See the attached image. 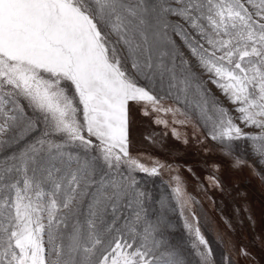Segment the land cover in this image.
Masks as SVG:
<instances>
[{
	"label": "snow or ice",
	"instance_id": "1",
	"mask_svg": "<svg viewBox=\"0 0 264 264\" xmlns=\"http://www.w3.org/2000/svg\"><path fill=\"white\" fill-rule=\"evenodd\" d=\"M137 109L264 164V0H0V264H186L137 179L166 167L131 155Z\"/></svg>",
	"mask_w": 264,
	"mask_h": 264
},
{
	"label": "rangeland",
	"instance_id": "2",
	"mask_svg": "<svg viewBox=\"0 0 264 264\" xmlns=\"http://www.w3.org/2000/svg\"><path fill=\"white\" fill-rule=\"evenodd\" d=\"M208 87L224 101L214 85ZM160 116L169 121L168 127L155 123V113L144 116L139 109L133 113L130 152L148 166L154 161L166 165L158 176L137 173V179L150 194V213L159 214L160 199L168 200L165 215L173 225L170 242L180 247L186 264H199L191 246L194 235L185 230L180 209L172 198L173 177L179 176L191 205V210L185 208L184 216L208 241L213 264H264V164L245 149L244 142H238L232 155H225L216 141L203 140L202 129L195 131L192 124L173 125L171 113ZM172 127L177 128L181 139L172 135ZM237 158L243 163L237 165ZM209 177H215L219 186Z\"/></svg>",
	"mask_w": 264,
	"mask_h": 264
},
{
	"label": "flooded vegetation",
	"instance_id": "3",
	"mask_svg": "<svg viewBox=\"0 0 264 264\" xmlns=\"http://www.w3.org/2000/svg\"><path fill=\"white\" fill-rule=\"evenodd\" d=\"M262 246V245H261Z\"/></svg>",
	"mask_w": 264,
	"mask_h": 264
}]
</instances>
